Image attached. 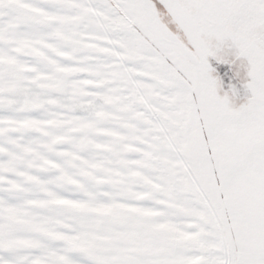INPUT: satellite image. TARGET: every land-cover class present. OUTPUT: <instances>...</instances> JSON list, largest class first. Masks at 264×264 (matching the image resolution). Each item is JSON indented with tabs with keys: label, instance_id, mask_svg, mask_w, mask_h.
<instances>
[{
	"label": "snow or ice",
	"instance_id": "1",
	"mask_svg": "<svg viewBox=\"0 0 264 264\" xmlns=\"http://www.w3.org/2000/svg\"><path fill=\"white\" fill-rule=\"evenodd\" d=\"M0 264H264V0H0Z\"/></svg>",
	"mask_w": 264,
	"mask_h": 264
}]
</instances>
